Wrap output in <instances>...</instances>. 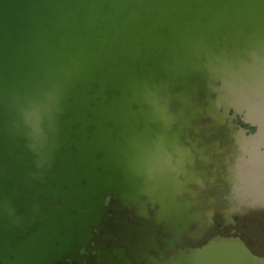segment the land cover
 I'll use <instances>...</instances> for the list:
<instances>
[{
    "label": "flooded vegetation",
    "instance_id": "obj_1",
    "mask_svg": "<svg viewBox=\"0 0 264 264\" xmlns=\"http://www.w3.org/2000/svg\"><path fill=\"white\" fill-rule=\"evenodd\" d=\"M33 1L0 38V264H187L210 169L256 152L260 100L210 79L264 74V0Z\"/></svg>",
    "mask_w": 264,
    "mask_h": 264
},
{
    "label": "water",
    "instance_id": "obj_2",
    "mask_svg": "<svg viewBox=\"0 0 264 264\" xmlns=\"http://www.w3.org/2000/svg\"><path fill=\"white\" fill-rule=\"evenodd\" d=\"M19 3L22 4L18 7L28 5L33 8L35 5L32 0H0V38L4 34H8L6 30L4 31L3 25L10 22L11 17H16L19 14L16 9V5ZM234 63L229 65L239 66L238 63ZM218 80L227 91V94L222 95L224 99L234 100L243 97L248 99L243 102L245 106L250 101L260 100L248 114L253 115L249 119H254V116L259 117L262 114L263 117L258 120L259 127L256 133L252 134L253 129L249 125L246 127V131H250L251 134L244 135L245 146H254L256 151L251 159L248 156V153L251 152H247L245 155L240 151L230 155L226 167L220 165L219 168L210 169L214 177L209 183L220 192H225L226 196L224 200L213 206L215 212L208 214L206 223L202 222V225L206 224L207 226L202 248L191 255L187 264H264V151H257L261 146H264V74L261 72H230L225 77L217 72L210 79L213 82ZM250 86L254 88L255 92L248 91L246 96L239 94ZM192 96L191 94L177 95V100ZM202 96L210 98L208 92ZM178 113L179 115L185 114L183 111ZM249 162H251L249 166L244 165ZM219 163L224 164L221 159ZM222 180H226L224 185L221 184ZM201 184L206 186L205 182ZM229 205L230 207L235 205L234 212L223 211ZM41 235L42 233H38L31 237L29 243L41 242ZM37 250L39 252L35 257H46L51 250L50 244H46L43 250L41 248H37ZM26 253L29 255L27 257L33 258V254L31 255L28 251ZM22 257L23 255L18 258ZM23 264H30V262H23Z\"/></svg>",
    "mask_w": 264,
    "mask_h": 264
}]
</instances>
